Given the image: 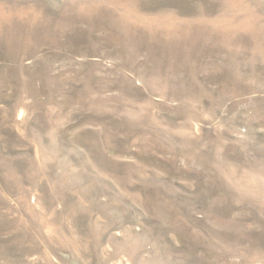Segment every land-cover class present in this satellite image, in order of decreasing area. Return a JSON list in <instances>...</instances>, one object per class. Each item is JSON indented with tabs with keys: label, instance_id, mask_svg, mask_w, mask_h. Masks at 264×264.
I'll return each instance as SVG.
<instances>
[{
	"label": "rangeland",
	"instance_id": "374dc122",
	"mask_svg": "<svg viewBox=\"0 0 264 264\" xmlns=\"http://www.w3.org/2000/svg\"><path fill=\"white\" fill-rule=\"evenodd\" d=\"M0 264H264V0H0Z\"/></svg>",
	"mask_w": 264,
	"mask_h": 264
}]
</instances>
